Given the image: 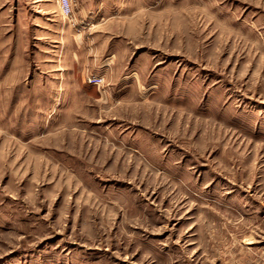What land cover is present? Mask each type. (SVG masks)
Masks as SVG:
<instances>
[{"label": "rangeland", "instance_id": "rangeland-1", "mask_svg": "<svg viewBox=\"0 0 264 264\" xmlns=\"http://www.w3.org/2000/svg\"><path fill=\"white\" fill-rule=\"evenodd\" d=\"M71 1L0 0V264H264V0Z\"/></svg>", "mask_w": 264, "mask_h": 264}, {"label": "built area", "instance_id": "built-area-1", "mask_svg": "<svg viewBox=\"0 0 264 264\" xmlns=\"http://www.w3.org/2000/svg\"><path fill=\"white\" fill-rule=\"evenodd\" d=\"M62 1V11L65 15L69 16L72 14V1L71 0H61ZM103 77L99 75L89 76V81L95 84H101L103 81Z\"/></svg>", "mask_w": 264, "mask_h": 264}]
</instances>
